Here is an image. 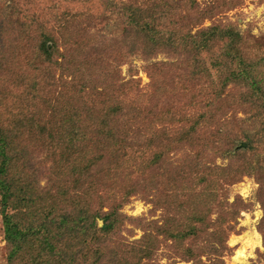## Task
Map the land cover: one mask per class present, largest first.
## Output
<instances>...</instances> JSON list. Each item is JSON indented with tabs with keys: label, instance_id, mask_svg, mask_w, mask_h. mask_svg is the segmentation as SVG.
Instances as JSON below:
<instances>
[{
	"label": "rangeland",
	"instance_id": "1",
	"mask_svg": "<svg viewBox=\"0 0 264 264\" xmlns=\"http://www.w3.org/2000/svg\"><path fill=\"white\" fill-rule=\"evenodd\" d=\"M66 1L67 7L70 8V0ZM80 1L82 2H76L74 11L80 6L84 9V0ZM138 1L144 3L145 0ZM172 1V4L180 6L185 13L183 16L175 14L177 7L165 11L163 26L170 28L176 24L179 27L180 31L175 37L178 42L181 41L178 37H183V25L187 19L184 16L189 14L190 22L194 21L193 26L190 25L192 35L204 28L219 25L224 29L233 30L237 36L241 35L243 45L250 47L257 40L259 45L256 48L254 46L252 51L259 57L264 56V0ZM107 2L112 4V0ZM51 4V0H0V32L6 37L4 43L0 38V55L5 58L6 68L9 69V72L2 70L0 76V118L5 120L8 135L16 136L10 138V154L15 155L21 148L28 150L26 156L12 161L4 175L3 180L9 183L12 193L6 213L13 215V221L24 231L30 226L37 228L43 223L51 227L53 216L79 212L77 210L83 208L84 203L92 205V208L96 205V201L84 199L80 167L71 174L69 164L72 165L73 161L58 162L59 166L55 159L46 162L53 149L48 145L49 141L42 138L40 140L38 135L41 127L45 126L46 131H53L62 124V119H52L51 112H56L57 116L63 114L56 101L60 91H66L61 85L55 90L51 87L45 89L43 85L44 94L49 92V95H44L42 100L33 99V81L38 83L39 77L44 80L43 69L47 65L35 61L33 68L26 66L27 57L38 44L41 35L39 26H47L58 37L67 34V31L62 34L58 24L67 23L63 21L66 10L55 12ZM112 11L118 12V9ZM103 17L107 18V15L101 18ZM200 20H204L202 24ZM87 21H90L91 25L90 34L97 39L93 46L104 44L111 48L116 44L120 45L119 42L123 39L122 27L115 16H109V20L106 22L105 19V24L100 26L94 25L97 20L93 18L80 17L74 22L79 24ZM79 26L74 25L70 30H78ZM84 29L86 30L85 27ZM165 37L170 38V35L165 34ZM193 38L196 36L188 39L190 41ZM211 44L213 43L209 42V45ZM218 46L219 44L213 49L204 48L196 52L188 50L190 47L179 52L160 47L150 54L151 57L142 56L139 52L134 56L129 55L127 47L123 46L120 49L117 47L118 58L109 56L107 76L117 81L111 86L115 91L112 96L115 97L119 93L120 98L116 97V101L122 100L117 108L118 116H125L122 120L124 124L127 122V125L129 120H133L131 117H138L135 127L124 128V124L120 126V139L127 135L128 146L131 145L135 151L137 148H144L149 142L147 133H154L157 141L153 149L161 147L164 155L159 164H151V154L143 155L144 152H140L133 159L123 158L120 166L124 167V172L117 168L111 172L114 175V183L109 184V188L128 189L131 186L134 191L127 199L121 200L117 197L116 201L124 203L119 209L123 221L100 244L103 248L114 246L120 249L119 245H131L143 237L146 229L155 238L154 252L140 264H264V175L251 171L233 182L220 171L213 172L212 177L211 172H207L206 182L199 180L198 173H195L197 180L191 177L183 181L179 176L180 172L192 168L195 162L206 164L205 167H227L229 172L232 171L237 165L243 164L237 153L247 152V144L243 141L245 135L258 130L253 121L255 117L251 104H242L238 100L239 93L236 98L235 90L230 85L222 93L224 97L227 96L225 109L217 111L218 113L208 109L204 120L202 119L203 123L199 126V130L202 128L206 132L202 131L205 139L209 138L213 144L205 145L201 143L202 140L194 145L180 142L181 136L198 120L196 114L199 95L214 97L215 87L221 85L216 77L214 81L207 76V73L216 70L212 63L214 55L220 53L216 48ZM61 75L60 70H55L56 79ZM98 86L102 87L103 83L99 82ZM121 96L124 99H121ZM64 99L68 101L69 96ZM43 100L47 104L43 103ZM19 101L25 105L24 110H21ZM35 102L40 104L32 107ZM81 103L79 100L76 105ZM71 111H67L69 115L74 114L76 109ZM18 119L22 120V126L16 128L13 122ZM161 140L163 144H160ZM199 147L205 151L202 157H199L195 150ZM260 159L263 160L262 155ZM3 160L0 156V164ZM74 178H77L76 185L71 182ZM193 193L195 195H190ZM181 194L189 196L185 199L186 196ZM74 202H77V205ZM181 205L182 210L179 209ZM2 213L3 202L0 196V264H69V255H77V259L71 264L103 262L99 261L92 251L100 246L99 241L103 237L101 232L97 231L94 236L92 231L88 232L90 240L87 247L77 242L82 235H74V238L70 239H75L76 242L68 241V248L59 258L44 248L42 232L36 234L35 230L28 232L19 248L9 244ZM162 226H165V230L175 233L179 230L190 231L192 228L206 229L207 234H202L196 241L191 238L182 241L165 234ZM102 227L103 221L99 220L97 228ZM38 230L43 229L40 227ZM256 233L260 235L259 247L252 245L256 240ZM65 239L63 245L66 243ZM232 241L235 243L232 244ZM189 244L199 254V259L190 260L184 257V247ZM239 250L245 253L243 262L235 260ZM120 256L122 254L118 252L113 257L117 260L114 262L132 264L130 256ZM107 259L108 257L105 258ZM214 260L216 262H213Z\"/></svg>",
	"mask_w": 264,
	"mask_h": 264
},
{
	"label": "trees",
	"instance_id": "2",
	"mask_svg": "<svg viewBox=\"0 0 264 264\" xmlns=\"http://www.w3.org/2000/svg\"><path fill=\"white\" fill-rule=\"evenodd\" d=\"M76 2L80 3L82 1L70 0L71 7L69 8V6L67 7L66 0H51V5H53V10L55 12L59 13L60 10H66L63 15V21L67 23L64 25L58 24L62 30V34L64 31H67V34L58 37L53 34L52 30L47 28V26H39L41 35L38 44L31 50L27 57L26 66L33 68L32 65L35 61H41L43 65H47V67L43 69L44 73L42 78L44 80L41 79V81V77H39L38 83L36 80L33 81L35 83L32 84L35 90L33 99L42 100L44 95H49V92L44 94L43 85H45V89L51 87L55 90L59 85H61L64 90L66 89V91H60L57 98L58 100L56 101L57 105L61 106L63 116H57L56 112H51V116H53L52 119H62V124L58 125L53 131L51 129L46 131L47 129L45 126L41 127L42 129H39L38 135L40 136V140L49 141L48 145L53 149L51 157L47 159L46 162L55 159V162H57L59 166V163L62 161H73L72 165L69 164V171H72L71 174H74V172L79 169L78 167H80V171L83 175L82 189L84 192V199L87 201H96V205L92 208V205H90V207L84 203L83 208L77 210L79 212H66L64 215L53 216L51 218V227H47L46 224L43 223L37 228L30 226L27 231L21 229L20 226L13 221V215L6 213L8 200L12 193L9 183H6L3 178L8 171V167L12 164V161L20 160L22 157L26 156L25 154H28V150L21 148L15 155L10 154V145L12 143L10 138H15L16 136L8 135L9 130L5 128V120H1L0 118V156L4 159L3 163L0 164V196L3 202L2 214L6 227L7 242L19 248L20 243L24 242L29 231L35 230L34 233L36 234L42 232L44 248L59 258L63 256V251L68 248V245H66L68 241L76 242L75 239H70L74 238V235H82V238L77 242L87 247L89 246L90 240L88 238V232L92 231V236H94L97 231L101 232L103 237L100 238V245L105 241L106 236L113 233L114 229L123 221V216L119 214V209L124 203L123 201H116L117 197H120L121 200L127 199L134 189L131 186H129L128 189L127 187H123V189L116 188L114 190L109 188V184L114 183V175H112L111 172L115 168L121 172L125 171L123 169L124 167L120 166V162H123V158L133 159L134 156L137 157V153L144 152L143 155H145V153L151 154V164H159L164 155V150L161 147H155L153 149L154 143L157 141L154 133L152 135L147 133V140L149 142L146 143L144 148H137L135 151L131 145L128 146V141L126 139L127 135L120 139V126L124 124L122 118L124 119L125 116H118L119 113L117 108L122 100L116 101V97L120 98L118 97L119 93L116 94L115 97L112 96L115 91L111 89V86L117 81L107 76L109 56L118 58L117 47L120 49L126 46L129 55L134 56L139 52L142 56L151 57L150 54L160 47L162 49L167 48L174 50L175 52L190 47L191 49L188 50L196 52L204 48L213 49L219 44V46L216 47L219 50H216L220 51V53L214 55L215 57H213L214 61L212 63L216 70L207 73V76L209 77L208 79H214V77H216L221 82V85L215 87L216 95L214 97L208 98L207 96L199 95V108L198 114H196L198 120H195L192 124V128L181 136L180 142L194 145L197 141L202 140L201 143L205 145L213 144L209 138L205 139L206 136L203 134L205 131L202 128L199 130V126L203 123V118L208 109H213L215 112L225 109L227 96L224 97L222 93L225 92L230 85L233 87V90H235L234 95L236 98L237 93H239L240 97L238 100L242 104H251L255 117L253 121L257 124L258 130L254 131L253 134L245 135L243 141L247 144V152L237 153V156L241 158L243 164L237 165L232 171L229 172L226 169L227 167H205L206 164L195 162L192 168H187L185 171L180 172L181 175L179 174V176L183 181L191 177L197 180L198 176L195 173H198L200 177L199 180L206 182L208 178V176H206L207 172H211L212 177L213 172L220 171L223 173L224 177L227 179L230 178V182H233L239 176L251 173V171H257L264 175V56L259 57L256 52L252 51L254 46L256 48L259 45L257 40H255L256 43L250 47L249 45H243L242 38L240 37L241 35L238 34L239 36H237L234 34L233 30L224 29L219 25L211 28H204V30L199 33L192 35L190 25L193 26L192 23L194 21L190 22L191 18L188 16L189 14H186L184 17H187V19H185L186 22H184L181 34L183 37H178L179 40L183 42H178V39L175 37H177L178 31H180L179 27L176 24L170 28H165V26H163V21L166 16L165 11H170L177 7L175 9V14L183 16L182 14L185 13L182 12L180 6L172 4V0H145L144 3H139L138 0H112V4L107 2V0H84L82 4H84L86 8L85 6L84 9H82L81 6L75 8L78 12L73 10L74 7H76ZM74 3L75 6H73ZM113 9H118V12L112 11ZM105 15H107V18H101ZM109 16H115L118 23H121V34L123 35V39L119 42L120 45L117 46L116 44L111 48L104 44H96L93 46L94 41H97V39L89 32V29H91L90 21L79 24L75 23L80 17H86L88 19L93 18L97 20L94 22V25L100 26L101 24H105V19L106 22L109 20ZM59 17H61V14ZM100 18L102 22L101 20L99 22ZM204 20H200V24H202ZM74 25H80L79 29L76 30L74 28L71 31L70 27ZM167 29L169 30L167 31ZM0 30L2 32V27H0ZM1 32L0 38L3 39L4 43L6 37L1 35ZM165 34H169L170 38H166ZM173 36L174 39H172ZM191 36H196V38L189 41L188 38ZM218 41L221 42L217 44ZM209 42L213 44L209 45ZM244 42L246 41L244 40ZM0 52H2L1 49ZM6 65L5 58L0 55V76L2 75V70L9 72ZM55 70H60V72H62L59 79L54 77ZM99 82L103 83L102 87L98 86ZM68 96L69 99L67 101L64 98ZM202 97H204V99H202ZM121 99H124V97L121 96ZM79 100H81L82 103L76 105V102ZM44 102L47 104L45 100H43V103ZM19 104L21 105V110H24L25 105L23 102L19 101ZM35 104L36 102L32 107H35ZM37 104L40 103L37 102ZM70 109L72 111L76 109L75 113L69 115L67 111H71ZM77 109L80 111H77ZM210 117L212 118V116ZM137 118L138 117H131L130 119L133 120L128 121L129 125L125 122L124 128L131 126L135 127L138 120ZM13 123L16 125V128L22 126V120L18 119ZM225 134L227 133L225 132ZM168 136L171 137L169 134ZM161 138L162 137H159V139ZM163 143V140H161L160 144ZM199 148L201 150H199ZM199 148L195 150L198 152L199 157H202L205 151L201 147ZM261 155L263 156V160L260 159ZM76 179L77 178L71 180L72 184L75 183L76 185ZM190 195H195V193ZM185 196L186 199L189 195ZM76 203L74 202L75 205H77ZM75 205L74 207L76 208ZM182 207L181 205L179 209L182 210ZM99 220L103 221V227L100 229L97 228ZM40 227H42V231L38 230ZM164 227L165 226H162L161 229L165 234L182 241H186L188 238L196 241L202 234H207L206 229L201 230L199 228H192L190 231L179 230L175 233L165 230ZM65 236H67V239H65ZM64 239L66 243L63 245ZM154 239L152 234L144 229L143 237L131 243V245L122 243L123 245H119L120 249L114 246L111 248H103L102 245H100L97 249L92 251L99 261H103L102 264L117 261L113 257L116 256L118 252L122 254L120 257L130 256L132 264H140L143 259H148L153 255ZM97 240H99L98 237ZM109 242L112 243L113 241L109 240ZM193 248L194 247L190 244L184 247V257L190 260L199 259V254H197ZM106 257H108L107 260H105ZM68 258H70L69 264H71L73 260L77 259V255H69ZM213 262H216V260ZM117 263L118 262H114V264ZM210 263H212V261Z\"/></svg>",
	"mask_w": 264,
	"mask_h": 264
},
{
	"label": "bare ground",
	"instance_id": "3",
	"mask_svg": "<svg viewBox=\"0 0 264 264\" xmlns=\"http://www.w3.org/2000/svg\"><path fill=\"white\" fill-rule=\"evenodd\" d=\"M232 244L235 243L234 241L231 242ZM254 247H259L261 246V240H260V235L256 233V240L254 243H252ZM235 260H239L240 262H243L245 260V253L239 250L237 255L235 256Z\"/></svg>",
	"mask_w": 264,
	"mask_h": 264
}]
</instances>
